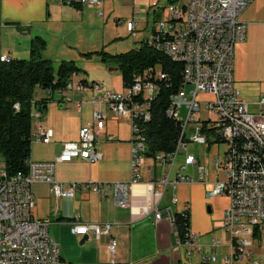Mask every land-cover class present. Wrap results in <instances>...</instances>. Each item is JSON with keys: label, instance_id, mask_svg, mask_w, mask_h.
<instances>
[{"label": "built area", "instance_id": "built-area-1", "mask_svg": "<svg viewBox=\"0 0 264 264\" xmlns=\"http://www.w3.org/2000/svg\"><path fill=\"white\" fill-rule=\"evenodd\" d=\"M69 5L96 6L99 16L104 14V0H59ZM253 0H168L164 6L155 8L151 38L145 39L174 61L183 63L182 84L170 97L167 114L183 121L179 139L173 151L148 155L149 145L139 122L150 117V102L156 94V85L150 80V72L137 74L132 86L122 91L103 90L102 84L89 87L96 95L93 103H105L115 119L127 118L130 122V179L128 181H72L63 183L55 178V165L79 158L92 163L101 158L97 150L104 132L106 116L100 109L92 111V122L79 128L77 139L66 141L60 154L50 161H29L26 174L7 176L0 157V264H62L58 244L49 235L48 219L37 220L31 215L34 206L31 186L35 183L49 185L55 197L73 198L77 192L88 191L102 199L111 198L120 207L132 208V187L144 185L145 202L139 207L141 216L152 214L155 222L167 218L173 227L175 245L200 253L197 235L190 230L185 240L178 236L172 205L178 203L176 189L180 184L201 183L209 185L207 198L226 196L228 206L224 209L221 228L233 233V253L222 255V264H262L255 259L253 244L255 236L264 232V94L256 101L257 110L252 111L249 102L241 95L233 74L234 47L246 38L247 24L239 18ZM143 20L132 12L128 19H117L127 32L136 36L137 25ZM2 61L9 57L1 55ZM157 76L163 75L159 70ZM88 84L79 82L72 74L66 87L57 92L59 103L73 102L80 111L81 100H74V92L83 93ZM50 96V91L45 90ZM212 98L198 99V95ZM185 117L179 116V109ZM192 124L194 133L188 132ZM208 129L207 131H205ZM208 132V136H207ZM238 132L255 135V142L239 141ZM53 136L51 128H43L36 139L48 143ZM106 140H113L105 133ZM210 139V140H209ZM226 148L221 158L208 157V163L189 151L190 142L203 144L208 150L212 145L218 149L219 142ZM212 142V143H210ZM180 158V161H178ZM193 168L196 176L186 172ZM220 172L225 173L224 180ZM214 173V178H210ZM170 193V194H169ZM169 194L170 203L162 200ZM186 204L181 211L187 209ZM71 231L78 235L95 238L111 236L110 222L71 223ZM214 239L211 247L220 245ZM109 253L115 252V240L110 237ZM218 260L215 253L202 256L198 264H211Z\"/></svg>", "mask_w": 264, "mask_h": 264}, {"label": "crops", "instance_id": "crops-1", "mask_svg": "<svg viewBox=\"0 0 264 264\" xmlns=\"http://www.w3.org/2000/svg\"><path fill=\"white\" fill-rule=\"evenodd\" d=\"M106 1L110 0H104L102 4L104 12L100 16L102 18H106L104 11ZM97 9L96 6L90 5L74 7L59 0H0V55H6L9 58L24 57L29 54L30 40L34 34H41L43 27L51 28L57 25L62 37L68 36L74 39L73 42L67 40L70 47H77L88 36L90 29L92 30L90 18L95 12L98 15ZM153 10L151 14H147L152 19L154 18ZM245 11L247 15L244 18ZM239 19L247 24V33L245 40L234 47L237 68L233 65V74L242 97L249 102L250 109L256 111L258 108L256 101L264 94V0H253L241 13ZM10 22H19V25L8 24ZM138 27L139 23L137 31ZM137 31L136 36L133 37H137ZM106 43L103 38L100 45L103 46ZM95 45L93 47H96ZM78 77L84 78L88 84L83 93L72 94L74 100L82 101L80 111L75 110L73 102L61 105L57 101L60 98L58 93H54V100L46 104L33 105L30 160H53L60 154L64 142L76 140L79 128L92 122V111L100 109L106 116L104 132L113 135L118 142L106 143L99 148L98 143L106 140L105 133L101 134L96 144L97 150L101 153L99 160L88 163L75 158L69 162L56 163L55 178L63 183L88 180L128 181L130 179V139L119 138L116 130L107 129V124L108 119H111L117 125L126 122L130 128L129 119H115L105 103H93V98L102 93L93 91L89 84L99 83V81L93 78L88 80L82 73L78 74ZM102 89L111 90L105 89L103 84ZM47 97L43 88H36L35 101ZM43 128L53 130V136L48 143H42L36 139V134ZM34 143L43 144L49 152L33 156ZM202 161L205 162L206 159ZM189 170L194 176L196 175L193 168ZM214 175L211 173L210 178H214ZM208 188L209 185L201 183H183L175 191L179 200L172 205V210L181 211L187 204L190 211V231L197 235L198 240L199 237L209 235V240L201 238L205 243H199L200 253L191 251L189 255H187V247L175 245L173 227L167 218L163 217L155 222L152 214L144 216L139 214V207L144 204L146 198V189L142 184L132 187L130 197L132 208H123L115 204L111 198L102 199L88 191L77 192L73 198L55 199L48 184L35 183L31 186L34 199L31 215L37 220L50 221L48 232L58 244L62 264H198L202 256H209L212 252L216 254L217 249H220L217 255L218 260L211 264H222V255L227 251V246L230 247V243H228L229 237L227 238L219 227L229 200L226 196L207 198L205 191ZM40 202L47 204V210L42 214L36 208V204ZM162 203L164 205L170 203L169 195L163 198ZM205 207H209L210 211H206ZM211 212L214 216L208 215ZM212 217H215V220ZM75 220L112 223L110 237L115 240L114 254L109 253L107 249L110 237L95 238L92 235L74 234L71 231V223ZM216 237L222 243L211 247V242ZM81 240L84 241L81 242ZM208 248L211 254H206L208 250L204 249ZM225 248H227L226 251H224ZM229 253H231V247ZM253 253L264 254V232L254 239ZM238 264L247 263L238 262Z\"/></svg>", "mask_w": 264, "mask_h": 264}, {"label": "trees", "instance_id": "trees-1", "mask_svg": "<svg viewBox=\"0 0 264 264\" xmlns=\"http://www.w3.org/2000/svg\"><path fill=\"white\" fill-rule=\"evenodd\" d=\"M157 16L158 13L154 14V18ZM46 46L47 41L42 36L35 35L30 40L28 58L0 60V157L4 162L7 176L28 172L33 105L41 106L54 100V93L66 87L72 74L85 72L72 59H61L54 69L52 60L43 56ZM80 55L85 58L96 56L117 68L123 88L133 85L135 75H141L146 70L150 72V80L156 85L157 91L150 102L149 119L139 122L149 145L148 155L173 151L179 139L182 121L169 116L167 109L171 95L182 84L183 63L172 60L145 39L140 41L138 48L124 52L111 54L102 47L81 52ZM158 70L162 77L157 76ZM79 81L86 84L84 78H79ZM37 87L49 90L50 96L35 101ZM219 141L220 139L217 142ZM173 215L178 236L185 240L190 230L189 207L184 211H174ZM254 236L256 238L257 234Z\"/></svg>", "mask_w": 264, "mask_h": 264}, {"label": "rangeland", "instance_id": "rangeland-1", "mask_svg": "<svg viewBox=\"0 0 264 264\" xmlns=\"http://www.w3.org/2000/svg\"><path fill=\"white\" fill-rule=\"evenodd\" d=\"M50 1H56V0H50ZM168 3V0H110L106 1L104 4V11L106 12V18H102L98 16L95 12V14L92 15L90 18L91 20V28L90 33H88V36L77 45V47H70V43H68L67 40L70 42H73L74 39L71 37H62L59 31V25L57 27H43V31L41 34H34L42 36L47 41L46 49L43 52V56L50 58L52 60V66L54 69H56L58 62L61 59H72L76 62V64L81 67L85 72H82V74L88 78V80H98L99 83L103 84L105 89H111L113 91H122L123 85H122V79L120 72L116 69L114 71H110L109 68L113 67L111 64H108L106 62L101 61L98 57L93 56L91 58H85L80 55L81 52H87L92 51L96 49H100L104 46V50L111 53H119L127 51L131 48H138L140 41L142 39H150L151 38V29L153 26V19L152 17L147 16V14H151L152 9L164 6ZM135 11V13H138L143 19V21L139 22V27L137 31V37H133L130 35L125 28V25L123 23L117 24V17L120 19H128L131 17L132 12ZM246 12V11H245ZM244 12V13H245ZM247 12L244 14V18L246 17ZM104 36V37H103ZM106 40V45L101 46L102 40ZM96 44V45H95ZM96 47H93V46ZM236 45V44H235ZM70 49V50H69ZM237 49V47H236ZM235 54V52H234ZM29 54L25 55L21 58H28ZM236 56L234 55V66L237 68V61ZM81 74V73H80ZM264 83V82H263ZM264 86V84H263ZM212 98L210 95H203L199 94L198 99H207ZM85 110L87 111V106L85 107ZM179 116L185 117V110L183 108L179 109ZM107 129L110 131H117V136L119 138H126V140L130 139V128L126 122H121L119 125L116 124L114 120L108 119ZM188 132L194 133V129L192 127V124L188 125L187 128ZM116 138V137H115ZM118 142L117 139L113 140H102L100 143H98V147H102L106 143H113ZM129 143V142H126ZM51 145V144H50ZM48 145V147L50 146ZM189 151L200 157L202 160H205L203 163H208V157L212 155H218V157L221 158L223 151L226 148L225 143H219L218 149H216L215 145H212L208 150L205 149V145L201 144H194L192 142L188 145ZM49 150L43 147V144L34 143L33 149H32V155L38 156L42 155L44 153H48ZM51 152V150H50ZM179 160V158H178ZM188 173H192L189 169H187ZM196 176V175H195ZM225 173L220 172V179L224 180ZM170 194V193H169ZM168 194V195H169ZM229 200V199H228ZM207 205H211V203H206ZM36 208L39 211V213H43L45 210H47V204L46 202H40L36 204ZM205 210L207 211V208L205 207ZM209 216H214L213 212ZM213 220H215V217H212ZM219 229L222 231L221 226ZM226 234V237H229L230 240V234ZM209 235H205L201 238L203 240H209ZM223 237V236H222ZM199 237L198 243L202 244L205 243L202 241ZM217 239V237H216ZM229 243V242H228ZM227 248L224 249L227 253L230 252V247L227 246ZM208 250L206 254H211L210 249H204ZM220 253V249H217L216 255ZM255 259H260L262 261V264H264V254L263 253H254L253 256Z\"/></svg>", "mask_w": 264, "mask_h": 264}, {"label": "bare ground", "instance_id": "bare-ground-1", "mask_svg": "<svg viewBox=\"0 0 264 264\" xmlns=\"http://www.w3.org/2000/svg\"><path fill=\"white\" fill-rule=\"evenodd\" d=\"M0 60H2V56H0ZM182 128H183V121H182ZM238 139L239 141L255 142V135H247L246 132H238ZM228 234H230L229 245L231 247V253H233V233H228Z\"/></svg>", "mask_w": 264, "mask_h": 264}, {"label": "water", "instance_id": "water-1", "mask_svg": "<svg viewBox=\"0 0 264 264\" xmlns=\"http://www.w3.org/2000/svg\"><path fill=\"white\" fill-rule=\"evenodd\" d=\"M8 24H11V25H19V22H10ZM110 71H114L116 70L115 68H109ZM207 211H210L209 207H207ZM84 240H81V242H83Z\"/></svg>", "mask_w": 264, "mask_h": 264}]
</instances>
